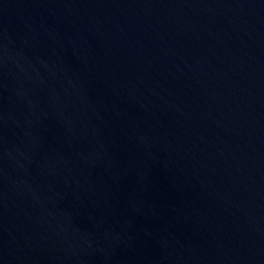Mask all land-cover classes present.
<instances>
[{
  "label": "water",
  "instance_id": "95a60500",
  "mask_svg": "<svg viewBox=\"0 0 264 264\" xmlns=\"http://www.w3.org/2000/svg\"><path fill=\"white\" fill-rule=\"evenodd\" d=\"M0 264H264V0H0Z\"/></svg>",
  "mask_w": 264,
  "mask_h": 264
}]
</instances>
